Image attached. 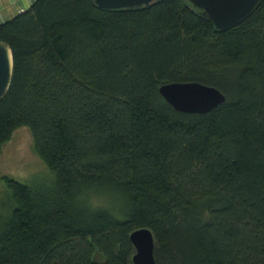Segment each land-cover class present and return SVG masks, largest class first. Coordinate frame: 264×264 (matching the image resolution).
Wrapping results in <instances>:
<instances>
[{"label": "trees", "instance_id": "obj_1", "mask_svg": "<svg viewBox=\"0 0 264 264\" xmlns=\"http://www.w3.org/2000/svg\"><path fill=\"white\" fill-rule=\"evenodd\" d=\"M0 38L15 61L0 153L28 125L56 175L1 176L17 203L0 264H135L140 226L155 233V264H264V0L227 30L189 0H33ZM185 80L226 100L178 110L159 87ZM91 186L119 205L94 204Z\"/></svg>", "mask_w": 264, "mask_h": 264}, {"label": "water", "instance_id": "obj_2", "mask_svg": "<svg viewBox=\"0 0 264 264\" xmlns=\"http://www.w3.org/2000/svg\"><path fill=\"white\" fill-rule=\"evenodd\" d=\"M154 0H95L100 8L148 7ZM197 14L221 30H227L249 17L263 0H189ZM15 69L11 45L0 38V100L9 89ZM162 95L178 110L208 112L226 100V93L218 86L200 80L168 81L159 87ZM135 246V264H155L156 237L149 226H140L130 233Z\"/></svg>", "mask_w": 264, "mask_h": 264}, {"label": "rangeland", "instance_id": "obj_3", "mask_svg": "<svg viewBox=\"0 0 264 264\" xmlns=\"http://www.w3.org/2000/svg\"><path fill=\"white\" fill-rule=\"evenodd\" d=\"M2 175L13 176L27 182L35 180L51 182L55 179V172L36 151L34 138L28 125L18 127L11 139L3 145L0 153V229L17 203L12 189L1 178ZM104 188L89 187L87 191L90 200L98 204L106 199L116 206L118 204L116 201H119V192Z\"/></svg>", "mask_w": 264, "mask_h": 264}, {"label": "crops", "instance_id": "obj_4", "mask_svg": "<svg viewBox=\"0 0 264 264\" xmlns=\"http://www.w3.org/2000/svg\"><path fill=\"white\" fill-rule=\"evenodd\" d=\"M32 2L33 0H0V22L12 18Z\"/></svg>", "mask_w": 264, "mask_h": 264}]
</instances>
